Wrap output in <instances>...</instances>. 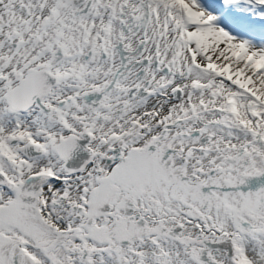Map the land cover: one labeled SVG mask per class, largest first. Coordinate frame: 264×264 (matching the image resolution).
Instances as JSON below:
<instances>
[{
    "label": "snow or ice",
    "instance_id": "1",
    "mask_svg": "<svg viewBox=\"0 0 264 264\" xmlns=\"http://www.w3.org/2000/svg\"><path fill=\"white\" fill-rule=\"evenodd\" d=\"M0 264H264V0H0Z\"/></svg>",
    "mask_w": 264,
    "mask_h": 264
}]
</instances>
